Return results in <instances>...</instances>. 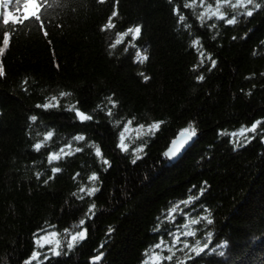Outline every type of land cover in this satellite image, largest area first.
I'll return each mask as SVG.
<instances>
[{"label": "trees", "instance_id": "16d2710c", "mask_svg": "<svg viewBox=\"0 0 264 264\" xmlns=\"http://www.w3.org/2000/svg\"><path fill=\"white\" fill-rule=\"evenodd\" d=\"M42 2L43 25L29 19L37 0H0V46L11 33L0 55V264H90L101 252L96 264H264V0L247 5L251 17L224 0ZM137 26L135 40L124 35ZM73 106L92 120L81 123ZM188 128L202 133L171 163L163 154ZM52 153L60 159L49 163ZM169 230L194 231L181 239L209 248L196 257ZM51 231L58 244L42 245Z\"/></svg>", "mask_w": 264, "mask_h": 264}, {"label": "snow or ice", "instance_id": "6c2138e0", "mask_svg": "<svg viewBox=\"0 0 264 264\" xmlns=\"http://www.w3.org/2000/svg\"><path fill=\"white\" fill-rule=\"evenodd\" d=\"M60 3H63V0H60ZM224 3L226 5H228L229 7L233 8V9H236V8H245L246 10L243 12V15L245 16H248V17H251L253 16V10L252 9H247V5H253L254 4V7L256 10H259L261 8V5L259 3H255V0H236V3H231L230 0H224ZM37 8L39 9V11H36L34 13V15L30 16L29 19L30 20H33V19H39V23L41 25H43V20L40 19L41 17V13L47 8V5L43 4L42 0H37ZM43 10V11H42ZM117 13L114 11L112 13V17H110L109 19V23L106 24L104 26V28H102L101 30L104 31V30H107L108 28H112L114 27V25L111 23V19L116 17ZM184 17L183 16H180V20L183 21ZM236 22V17L233 16L232 19H227L226 20V23L231 25L233 23ZM9 23H11V21H9ZM47 31L44 32V34H46ZM141 33V28L139 26H137L134 30L132 28H129L127 30L126 33H124L125 36H128L129 34H131V39L132 40H135ZM8 38L7 39H3L2 40V46H0V55H2L6 49H8L10 47V36H11V33H8L7 34ZM198 42V41H197ZM197 42H194V43H197ZM121 43V40L120 39H117L115 44H113L112 46L115 47L116 45H119ZM201 55H203V53H201ZM136 58L139 62L143 63L144 60H147L148 57L147 56H141L140 52L137 51L136 52ZM201 63H203V61H201ZM216 62L213 60L212 61V65L213 67L215 66ZM4 75V71H3V68L0 67V77H2ZM145 79H147V77H145ZM198 80H203L204 77L201 75L197 78ZM61 95L63 96L64 93H61ZM56 98L53 97V100H55ZM110 103L111 105L114 107L115 106V101L114 100H111L110 98ZM37 107H43L44 109H48L50 107H55V105H50V104H44V105H37ZM69 111H74L75 112V115L76 117L78 118V120L83 123L85 121H90L92 120V116L91 115H87L85 114L84 112L80 111L79 109L75 108L74 106L70 109H68ZM111 114V112H109V115ZM30 120L31 121H36L37 120V117L35 115L31 116L30 117ZM261 123V121H257L256 123H254L252 126H251V129H249V131H252L253 133H255V130L257 128V125H259ZM144 126L141 125V128H143ZM159 128V124H153L151 125L149 128H148V132H152L153 129H157ZM196 129L195 128H192L191 130L189 129H185L180 135H181V139L179 141H173L172 142V146L168 149V151H166L164 154H163V157L166 158V159H169V160H172L174 158H177L178 154H181L182 153V150H184L186 148V146L188 145V143L196 136ZM223 134V133H222ZM53 133L52 132H48L47 134V137H45V140H47L48 138L52 137ZM232 135H236L235 133H233ZM74 140L79 142V141H84L85 140V137L83 135H78L76 137H74ZM237 143H239V141H237ZM42 147V144L41 143H37L34 145V148L36 151H39ZM68 148L71 149V144L68 145ZM117 148L121 151V152H127L128 149H129V145L127 143L124 142V134L123 132L120 134V142L119 144L117 145ZM82 151L81 148H76L75 149V152H80ZM142 151V149H141ZM61 152H64V149H61ZM66 155L67 154H71V152L69 153H65ZM95 156L96 157H101L102 156V153H101V150L99 147H96L95 149ZM60 159V155L57 154V153H52L48 156V161L49 163H52L53 161H57ZM141 159V157L137 156L136 159H133L131 160V163L132 164H136L137 161ZM100 163H102L103 165L107 166L109 165V161L106 160V159H103L101 161H99ZM106 170V169H104ZM51 171L53 173H58L60 172L61 170L59 168H52ZM39 175V174H38ZM99 179V177L97 176V174L93 173L91 176L88 177V180L89 182H95ZM80 193H83L84 195H87V196H93L97 191H99L98 188L96 187H91V188H85V187H81L80 188ZM191 191V190H190ZM204 191L205 189L202 188L201 191H200V194L195 196V197H192L190 196L189 199L187 200H184V201H181V203H183L186 207L189 206V205H193L195 201L199 200L200 199V196H202L204 194ZM75 195V194H74ZM81 199L83 198V196L80 197ZM94 207V206H93ZM179 209V204H177L176 206L172 207L170 209V211L168 213H166V216L168 217L169 220H175V215L177 213V210ZM181 212H183V210L181 209L180 210ZM191 212H195V208H191ZM187 215L188 213H184V216L185 218H187ZM91 218V217H89ZM202 219L204 220H207V223L208 224H211L212 221L210 219H208L207 217H202ZM85 220H81L80 221V225H84L85 224ZM167 222V221H166ZM199 223L198 220H191V224L195 225ZM187 227V225H186ZM157 230H159V228H157ZM112 229H109V233H111ZM85 233H86V230L84 231H80L78 232L76 235L72 236L71 237V241L67 243V248L68 249H72L73 248V244L75 241H77V239H84L85 238ZM170 236H172L173 238V241H174V244H180L182 246V249H188V251L191 253V252H194L196 254V257H199L202 253H205V250L209 248V244L208 243H205L202 247L199 246V242H197V245L196 246H190L188 243H187V240L186 239H181V236H184V237H192L195 235V232L194 231H187V232H182V233H179V234H173L170 230H169V233H168ZM52 235H56L55 233H52ZM211 236V233H209V237ZM161 245L160 244H157L155 247L156 248H159ZM101 247H103V244L101 245ZM53 252V255H56V256H59L60 255V252H57L55 250H52ZM39 253H36L34 252L33 253V257L35 256H38ZM104 253L101 252L99 255H96V256H93L91 258V261H90V264H96V262H99L101 261L102 257H103ZM45 259H48L47 256H45ZM167 259L171 260L172 257L169 256L167 257ZM187 259L189 261H193V264H194V261H195V257L193 256H188ZM26 264H29V262H26Z\"/></svg>", "mask_w": 264, "mask_h": 264}, {"label": "water", "instance_id": "95a60500", "mask_svg": "<svg viewBox=\"0 0 264 264\" xmlns=\"http://www.w3.org/2000/svg\"><path fill=\"white\" fill-rule=\"evenodd\" d=\"M189 130H191L190 128H188ZM185 130V129H184ZM184 130H182V131H180L179 133H178V135L175 137V138H173L172 140H171V142L169 143V145H168V147L166 148V150H165V152L166 151H168V149L172 146V142L173 141H179L180 139H181V133L184 131ZM196 136L188 143V145L186 146V148L184 149V150H182V153L181 154H178V156H177V158H174V159H172V160H169V159H167L168 161H170L171 163H176L177 161H179L185 154H186V152L193 146V144L196 142V140L200 137V135H201V133L202 132H198V131H196ZM262 141L264 142V137H263V139H262ZM164 152V153H165Z\"/></svg>", "mask_w": 264, "mask_h": 264}, {"label": "rangeland", "instance_id": "374dc122", "mask_svg": "<svg viewBox=\"0 0 264 264\" xmlns=\"http://www.w3.org/2000/svg\"><path fill=\"white\" fill-rule=\"evenodd\" d=\"M141 132V130H139V133ZM52 233H55L56 235H52ZM58 238H57V233L56 232H48L46 234H44L42 237H41V240H40V243L42 245H51V244H55L57 245L58 244Z\"/></svg>", "mask_w": 264, "mask_h": 264}, {"label": "clouds", "instance_id": "9594fccd", "mask_svg": "<svg viewBox=\"0 0 264 264\" xmlns=\"http://www.w3.org/2000/svg\"><path fill=\"white\" fill-rule=\"evenodd\" d=\"M36 11H39V9H38V8H36Z\"/></svg>", "mask_w": 264, "mask_h": 264}]
</instances>
